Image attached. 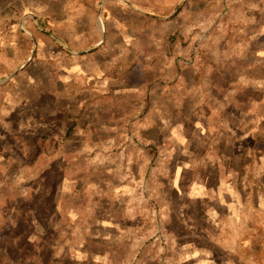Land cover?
Segmentation results:
<instances>
[{"label":"rangeland","instance_id":"374dc122","mask_svg":"<svg viewBox=\"0 0 264 264\" xmlns=\"http://www.w3.org/2000/svg\"><path fill=\"white\" fill-rule=\"evenodd\" d=\"M0 264H264V0H0Z\"/></svg>","mask_w":264,"mask_h":264}]
</instances>
